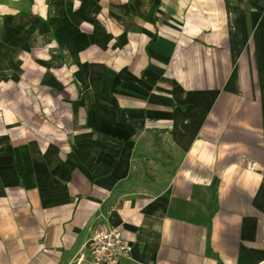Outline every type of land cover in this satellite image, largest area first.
I'll list each match as a JSON object with an SVG mask.
<instances>
[{
    "label": "crops",
    "instance_id": "obj_1",
    "mask_svg": "<svg viewBox=\"0 0 264 264\" xmlns=\"http://www.w3.org/2000/svg\"><path fill=\"white\" fill-rule=\"evenodd\" d=\"M264 264V0H0V264Z\"/></svg>",
    "mask_w": 264,
    "mask_h": 264
},
{
    "label": "built area",
    "instance_id": "obj_2",
    "mask_svg": "<svg viewBox=\"0 0 264 264\" xmlns=\"http://www.w3.org/2000/svg\"><path fill=\"white\" fill-rule=\"evenodd\" d=\"M132 254L131 244L124 238L121 226L99 220L91 227L85 244V252L94 264H120Z\"/></svg>",
    "mask_w": 264,
    "mask_h": 264
}]
</instances>
